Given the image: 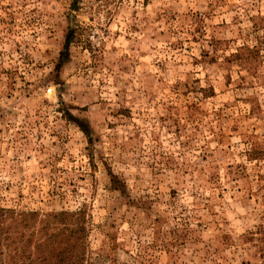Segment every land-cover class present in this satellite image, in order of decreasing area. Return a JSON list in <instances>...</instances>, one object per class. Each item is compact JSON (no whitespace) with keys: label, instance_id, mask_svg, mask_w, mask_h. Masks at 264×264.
<instances>
[{"label":"rangeland","instance_id":"rangeland-1","mask_svg":"<svg viewBox=\"0 0 264 264\" xmlns=\"http://www.w3.org/2000/svg\"><path fill=\"white\" fill-rule=\"evenodd\" d=\"M0 264H264V0H0Z\"/></svg>","mask_w":264,"mask_h":264},{"label":"trees","instance_id":"trees-1","mask_svg":"<svg viewBox=\"0 0 264 264\" xmlns=\"http://www.w3.org/2000/svg\"><path fill=\"white\" fill-rule=\"evenodd\" d=\"M67 43H69V37L67 38ZM75 122H76V120H74ZM83 133H84V135H87V132L85 131V130H83ZM114 183H116V182H114Z\"/></svg>","mask_w":264,"mask_h":264}]
</instances>
